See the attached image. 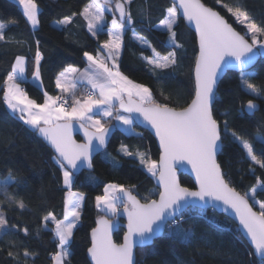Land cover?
<instances>
[{
    "label": "trees",
    "instance_id": "16d2710c",
    "mask_svg": "<svg viewBox=\"0 0 264 264\" xmlns=\"http://www.w3.org/2000/svg\"><path fill=\"white\" fill-rule=\"evenodd\" d=\"M201 1L218 11L241 35L247 29L235 21L225 5L234 7L239 4L248 10L258 24L264 22V0ZM90 2L36 0L40 22L39 27L34 29L23 15L18 0H0V22L7 25L5 41H0V178L4 180L11 171L21 181L10 184L8 194L17 200L22 199L26 205L24 209L18 208L5 200L3 191H0V210L7 220V225L0 229V264H54L52 257L59 251L52 231L55 227L51 222H45L44 217L51 213L57 220H63L68 197L62 172L53 160V152L37 137V132L13 114L4 102V82L16 58L23 56L28 79L20 85L29 99L43 104L47 98L45 93L60 97L57 79L62 72L68 68L82 70L88 66L85 52L94 57L106 56V49L103 52L98 49L110 40L107 35L110 22L97 37H93L88 31L87 22L79 15ZM112 3H116V0H112ZM172 5L168 0H133L130 7L134 23L130 27L151 48L138 43L133 31H126L118 65L120 72L128 79L149 88L157 103L179 110L186 107L194 95L198 45L195 34L182 20L174 28L177 42L182 45L179 48L174 49L168 43L167 33L155 27ZM74 13L76 15L73 16ZM66 16H73V23L63 28L55 27L56 21ZM107 18L108 21L112 19L109 15ZM152 48L163 56L175 51L177 65L156 69L154 73L145 62V58L154 56ZM37 52L42 57L41 86L32 79ZM245 73H250V82L262 95L256 96L242 84L241 73L229 71L217 88L213 111L218 121L226 119L232 130L252 142L258 158L264 160V155H260L262 147L256 142L257 137L264 136V56H260L257 65ZM80 97L85 98L84 88L72 96L70 105L73 99ZM249 100L259 104V111L253 116L245 112ZM113 111L117 115L118 109ZM104 124L107 127L116 125L113 118L105 120ZM134 128L137 134L125 133L117 127L107 151L94 159L93 170L75 175L72 190L85 198L80 224L74 230L69 245H66L70 255L65 264H91L87 251L91 247V233L98 219L105 216L97 207L96 197L103 196L108 185L123 186L143 203L158 197L151 196L157 190L155 178L148 175L137 158L120 152L123 145L130 152L139 151L158 162L160 152L155 139L136 125ZM218 163L230 187L241 195L255 187L256 200L264 202V189L257 186V177L264 181V169L258 164L254 165L230 135H222ZM253 167L254 172L251 170ZM180 181L183 187L195 189L189 177L180 176ZM2 188L3 185L0 186ZM250 203L253 202L250 200ZM254 209L258 211L259 206L254 204ZM25 228L28 230L27 236L23 231ZM179 228L192 232L190 243L169 236L166 230L164 236L151 247L137 251L136 264H264L254 256L237 226L212 210L201 212L196 209L183 214ZM124 234L123 229L116 233L117 244H121ZM25 249L34 255L24 257ZM9 250L13 252L15 260L7 256Z\"/></svg>",
    "mask_w": 264,
    "mask_h": 264
},
{
    "label": "snow or ice",
    "instance_id": "6c2138e0",
    "mask_svg": "<svg viewBox=\"0 0 264 264\" xmlns=\"http://www.w3.org/2000/svg\"><path fill=\"white\" fill-rule=\"evenodd\" d=\"M111 2L112 0H103V3L101 0H91V3L85 5L79 13L87 21L88 30L93 36L104 30L102 24L104 7ZM219 2L220 0H217V3ZM18 3L23 6V15L35 29L40 22L36 0H18ZM132 3L133 0H116L111 27L107 30V35L112 39L98 49L99 52L106 49V56L98 58L87 52L84 53L88 61L101 70H94L89 77L88 83L97 91L90 93L86 100L81 102L73 99L72 104L66 108L64 104L67 100L57 103L60 97L47 96L46 93L47 98L43 104H37L35 100L28 99L20 86V81L25 78V58L20 56L16 58L12 71L4 82L6 85L4 102L13 113L19 112V119L30 125L54 147L56 155L53 160L62 172L63 184L67 189H71L75 174L81 167L85 165L91 167L93 152L106 145L110 129L101 120L104 117H111L114 109L122 110V113H138L159 137L163 150L159 165L157 161L146 158L144 153L130 152L122 145L121 150L125 155H136L140 163L146 166L147 171L152 176L158 177L162 190L158 193V200H146L141 203L123 186L110 184L104 190L105 195L96 197L97 207L103 205L105 217L100 218L97 221V227L92 230L91 247L87 250L94 264H134V248L149 245L165 229L168 230L169 236L183 240L186 244L190 243L191 234L179 228L182 216L178 214L196 209L203 212L210 202H221L234 211L239 224L250 237L255 253L264 260V202L256 200L255 187L241 195L226 182L220 164L217 162V154L222 150V135H230L233 141L245 150L246 157L254 165L258 164L261 169H264V160L258 158L252 142L232 130L226 119L222 122L218 121L213 111L214 90L219 75L223 67H227L233 61L241 69L242 84L256 96L262 95L256 85L250 82V73H245L244 69L258 56H264V22L258 24L249 15L248 10L239 4L234 7L225 5L235 21L247 29L245 34L241 35L219 12L207 7L201 3V0H174L173 5L166 9L164 18L155 27L166 31L168 41L174 49L182 47L177 42V33L174 30L181 19L194 24L199 36V55L195 60L194 68V95L186 107L177 110L176 107L157 103L149 88L128 79L120 72L119 65L116 63L122 50L125 32L133 31V36L136 38L135 30L130 27L134 23L130 7ZM116 13L119 19L115 18ZM73 16H66L56 23L67 27L73 23ZM6 30L7 25L0 22V41H5ZM38 44L39 41H37ZM147 46L151 48L150 44ZM152 52L154 57L145 59L147 64L152 66L151 70L154 73L156 69H168L177 65L175 51L169 52L166 56H161L155 48H152ZM41 59L40 53L37 52L33 73L36 80L40 78ZM106 60H111L112 67L106 63ZM67 71L75 73L77 69L70 68ZM63 75L64 73H61V76ZM57 87H61L59 79ZM135 98H138L139 102ZM21 104L24 107H20ZM36 109L38 111H35ZM93 109L96 111L93 112ZM247 109L254 113L257 105L249 100ZM122 113L118 111L115 119L135 131L134 118ZM72 120L81 122L80 128L84 129L86 143L80 144L73 139ZM60 121L65 122L60 123ZM88 128L94 131H88ZM256 142L262 147L260 155H264V136L257 137ZM184 162L190 164L195 172L199 185L198 191L182 187L177 178V167L183 166ZM251 170L254 172L255 167ZM20 182L9 171L0 191H3L5 200L24 209L26 205L22 199L17 200L8 194L9 185ZM257 186L264 189V181H261L259 177H257ZM116 192L121 195H115ZM250 199L253 203L249 202ZM82 200V195L69 191L64 219L57 220L51 213L44 217L45 222L49 220L55 222V228L52 231L55 233L59 249L52 257L55 264H65V258L70 255L66 245H69L73 229L80 220ZM254 204L259 205L258 211L253 210ZM109 215L112 217L126 215L127 217V232L121 244H117L112 239V232L117 225L112 219L106 218ZM6 225L7 220L3 211L0 210V229ZM170 225L176 227L173 228ZM23 231L27 236L28 230L25 228ZM32 255L34 254L27 249L23 251L24 257ZM7 256L15 260L11 250L7 252Z\"/></svg>",
    "mask_w": 264,
    "mask_h": 264
},
{
    "label": "water",
    "instance_id": "95a60500",
    "mask_svg": "<svg viewBox=\"0 0 264 264\" xmlns=\"http://www.w3.org/2000/svg\"><path fill=\"white\" fill-rule=\"evenodd\" d=\"M170 2H174V0H168ZM201 3H203L201 1ZM204 4V3H203ZM208 7V6H207ZM216 11V10H215ZM218 12V11H217ZM221 15V14H220ZM222 16V15H221ZM185 25L195 34L196 36V41H197V45H198V55H199V36H198V33L196 32V29H195V26L194 24H189L186 20H183L181 19ZM197 55V57H198ZM260 59V56H258L255 61L248 65L244 71L247 72V71H250L251 69H253L258 61ZM229 71H232V72H237V73H241V69L239 67V65L233 61L232 64L228 65L227 67H223V71L220 73L219 75V78H218V81H217V85H216V88H215V99L213 101V106H214V103L216 101V94H217V88L221 82V80L223 79V77L225 76V74ZM194 82H195V73H194ZM139 102V101H137ZM256 105H257V109L253 112H249V110L247 109V106L245 108V112L247 115L249 116H253L256 112L259 111V104L257 102H254ZM122 113V110H118ZM123 115H127V116H130L132 118H134L133 120V123L134 125H136L137 127H139L140 129H142L143 131H146L148 132L156 141V144H157V147L159 149V152H160V156H159V159H158V165H159V161H160V158L163 154V150L160 146V141H159V137L155 134V130L151 128L150 125L147 124V122H145L143 120V117L140 116L138 113H122ZM60 123H64V122H60ZM80 121H71V124H72V137L73 139L77 142V143H80V144H84L87 142V138L85 137L84 135V129H81L80 128ZM87 127V126H86ZM117 124L116 125H113V126H110V127H107L110 129V133H109V136L107 138V142H106V145L103 147V148H99L98 150L94 151L93 154H92V161H91V167H88L87 165L83 166L80 168V170L78 172H76L75 175H78V174H81L83 172H91L93 170V161L95 158H97L98 156H101V154H103L105 151H107L108 147H109V144H110V141L113 137V135L115 134V131L117 129ZM88 131H94V129L92 128H88ZM37 137L53 152L54 156L56 155V152H55V149L54 147L51 146V144L45 140L42 136H40L38 133H37ZM95 143V141H94ZM221 152H219L217 154V162H218V157L220 155ZM176 175H177V178L181 184V181H180V176H186V177H189L193 183H194V186H195V189H190L192 191H198L199 190V185L196 181V175H195V172L192 170V166L190 164H188L187 162H184L183 166H180V167H177V172H176ZM154 185L156 187V189H158V191H161L162 190V187L161 185L159 184L158 182V177H156L154 179ZM182 186V185H181ZM183 187V186H182ZM137 198V197H136ZM138 199V198H137ZM159 199V196L155 199V200H158ZM139 200V199H138ZM250 202V201H249ZM143 203V202H141ZM215 205V207L213 206ZM204 210H212L214 211L215 213H217L218 215H221V216H224L228 219H230L238 228L239 232L241 233L242 237L244 238V240L248 243L249 247L251 248L254 256L258 259V260H262L261 257H259L256 253H255V250H254V246L252 245V242L250 240V237L248 236L246 230L243 228V226H241L239 224V219L238 217L235 215L234 211L230 208H227V206L223 205L221 202H210ZM254 211H256L255 209H253ZM186 211H183L181 214H178V215H183ZM102 218V217H101ZM108 218V217H106ZM100 219V218H99ZM98 219V220H99ZM110 219V218H108ZM114 221V223H116L117 227L114 229V231L112 232V239L113 241L115 242V235L116 233L120 230V229H123L125 231V234L127 232V217L126 215H119L117 217H115L114 219H112ZM96 227H97V223H96ZM165 231L166 229L164 230V232L158 234L153 240L152 242L145 246V247H136L134 248L133 250V261H134V264H136L137 262V251L139 249H144V248H148V247H151L154 242L158 239H160L161 237L164 236L165 234ZM124 234V236H125ZM124 236H123V239H124ZM123 239H122V242L123 243ZM88 258L91 262V264H94V262L91 260V257L89 256L88 254ZM264 261V260H262Z\"/></svg>",
    "mask_w": 264,
    "mask_h": 264
},
{
    "label": "rangeland",
    "instance_id": "374dc122",
    "mask_svg": "<svg viewBox=\"0 0 264 264\" xmlns=\"http://www.w3.org/2000/svg\"><path fill=\"white\" fill-rule=\"evenodd\" d=\"M91 3V2H90ZM101 3H103V0H101ZM106 7L108 8V9H111L110 11H109V16L111 17V18H113V13L115 12V3H112L111 2V4L110 5H106L104 8L106 9ZM39 8V7H38ZM21 9H22V11H23V6L21 5ZM38 16H39V11H38ZM115 18H117V19H119V16L117 15V13H116V17ZM112 20V19H111ZM111 20L110 21H108V18H107V16H106V14H105V12H104V21L102 22V24H103V29H104V27L106 26V24H107V22L109 23V25H110V27H111ZM87 22V21H86ZM30 23V22H29ZM31 25V24H30ZM55 25V27H57V28H62V26H60V25H58L57 23H55L54 24ZM39 27V25L36 27V28H38ZM159 30H161V29H159ZM89 31V30H88ZM162 31H165V30H162ZM166 32V31H165ZM89 33L92 35V33L89 31ZM100 33V32H99ZM98 33V34H99ZM97 34V35H98ZM97 35L96 36H93V37H97ZM109 38H110V40L112 39V37H110L109 36ZM138 43H140L141 45H143V46H145V47H148L147 45H148V43H145V41L144 40H142L141 38H139L138 36H136V38H134ZM168 43H169V41H168ZM170 44V43H169ZM122 51V50H121ZM120 56H121V52H120ZM120 56H119V59H120ZM161 56H163V55H161ZM96 57H101V55H97ZM154 57V56H153ZM152 57V58H153ZM119 59L116 61V63L117 62H119ZM145 62H146V59H145ZM106 63H108V65L110 66V67H112V62H111V60H106ZM147 63V62H146ZM90 67L88 68V73H92L93 74V72L92 71H97V68L96 69H94V67L93 66H95V65H92V64H90L89 65ZM150 66V65H149ZM150 67H152V66H150ZM27 68V65L25 64V69ZM27 71V70H26ZM91 71V72H90ZM67 73V72H66ZM64 74L63 76H59L58 77V79H59V81H60V84H61V87H57V88H59L60 90H61V92H63V90H64V87H67V88H70L71 86H72V83H73V81H76V79H77V76L75 75V74ZM34 77V76H33ZM57 79V80H58ZM90 90H92V89H89V88H87V89H84V92H85V98H78L77 100H80V101H84V100H86L87 99V95H88V92L90 91ZM6 91V90H5ZM68 91H70V90H68ZM79 91V90H78ZM77 91V92H78ZM65 92V91H64ZM76 92V93H77ZM74 96V95H73ZM84 99V100H83ZM135 99H137V101H138V98H135ZM65 100H67V103L66 104H64V107L66 106V107H69L70 106V100H72V97L71 96H67V95H62V96H60V101H57V103H63ZM20 107H24V105L23 104H21L20 105ZM115 114H113V116L111 117V118H113L114 119V122H115V124H117V126L120 128L121 127V123L119 122V121H117L116 119H115ZM103 123H104V121H103ZM121 129V128H120ZM135 129V128H134ZM34 130V129H33ZM122 130V129H121ZM131 134H137V131L135 130V131H133V133H131ZM121 153H124L122 150L120 151ZM131 157H135V158H137L138 159V161H139V158L136 156V155H132ZM146 157V156H145ZM147 158V157H146ZM113 161V160H112ZM140 162V161H139ZM141 164V163H140ZM141 166H142V168H144L146 171H147V168H146V166L145 165H143V164H141ZM147 173H148V175H150L152 178H156V177H154V176H152L151 175V173L150 172H148L147 171ZM3 179H1L0 178V186H2L3 185V181H2ZM72 186H73V184H72ZM68 190V192L69 191H71V192H73V190H72V187H71V189H67ZM74 193H76V192H74ZM158 193H159V191H158V189L157 190H155V191H153L152 192V194H151V196H158ZM76 194H78V193H76ZM78 195H81V194H78ZM105 195V194H104ZM115 195H117V196H119V195H121L119 192H116L115 193ZM83 196V195H82ZM84 196H83V200H82V202H81V208H80V219H81V215H82V208H83V203H84ZM251 200V199H250ZM252 201V200H251ZM253 202V201H252ZM258 205V204H257ZM259 206V205H258ZM99 208V210L101 211V213H103L104 215H105V212L102 210L103 209V205H101L100 207H98ZM105 217V216H104ZM108 218H114V217H112V216H108ZM47 222H51L53 225H54V227H55V222H53V221H51V220H49V221H47ZM79 224H80V220H79V222L77 223V225H76V227L74 228V229H76L78 226H79ZM171 226V225H170ZM73 229V230H74ZM184 232H186V233H190L191 235H192V232L190 231V230H186V229H183V228H181ZM167 230V229H166ZM66 259H67V257L65 258V261H66Z\"/></svg>",
    "mask_w": 264,
    "mask_h": 264
},
{
    "label": "crops",
    "instance_id": "0c3cea01",
    "mask_svg": "<svg viewBox=\"0 0 264 264\" xmlns=\"http://www.w3.org/2000/svg\"><path fill=\"white\" fill-rule=\"evenodd\" d=\"M109 8V7H108ZM107 7H106V9L104 8V12H105V14H106V16L108 17V15H109V9H108ZM113 19V18H112ZM62 28H63V26H62ZM36 29V28H35ZM102 56V55H101ZM25 64H26V61H25ZM91 64V62L89 61V64H88V66L86 67V68H84V69H82V70H80V69H77V71L75 72V73H73V72H71V71H67L68 69H70V68H68L67 70H65L64 72H62V73H66V74H75L76 76H77V79H76V81H73V83H72V86L70 87V88H67V87H64V90H63V92H61V90L59 89V88H57L58 89V91L60 92V96H62V95H67V96H73V95H75L76 94V92L78 91V90H80L81 88H84V89H87V88H89V89H92L94 92H96L97 90L96 89H93L92 88V86H91V84L90 83H88V79H89V77H91L92 76V73H88V68L90 67L89 65ZM117 64H118V62H117ZM94 67V69H96V66H93ZM87 70V71H86ZM97 71H101V70H99V69H97ZM91 72V71H90ZM93 72V71H92ZM59 76H61V74L59 75ZM24 80L23 81H20V83L21 82H24V81H26L28 78H27V71H26V69H25V73H24ZM33 79V81L34 82H36L39 86H41V83H40V81L39 80H36V79H34V77L32 78ZM21 86V85H20ZM22 88V87H21ZM65 89H67V91H65ZM68 90H70V91H68ZM65 91V92H64ZM29 99V98H28ZM46 100V99H45ZM82 102V101H81ZM11 112H12V110L11 109H9ZM35 111H38V109H36ZM96 110L95 109H93V112H95ZM13 113V112H12ZM13 114H16V115H18V116H20V113L19 112H16V113H13ZM113 114H114V111H113ZM113 116V115H112ZM111 116V117H112ZM25 117H27V113H25ZM111 117H104L102 120H101V122L103 123V121H105V120H107V119H110ZM23 121V120H22ZM72 121H77V120H72ZM60 122H65V121H60ZM121 123V122H120ZM27 125V124H26ZM121 125V129H122V131L123 132H125V133H133V131L131 130V129H129L128 128V126H126V125H124V124H120ZM29 128H31L32 130H33V128L30 126V125H27ZM133 128H134V124H133ZM66 188V187H65ZM67 189V188H66ZM75 230V229H74ZM74 230H73V232H74ZM54 264H55V261H54Z\"/></svg>",
    "mask_w": 264,
    "mask_h": 264
},
{
    "label": "built area",
    "instance_id": "2783aa9c",
    "mask_svg": "<svg viewBox=\"0 0 264 264\" xmlns=\"http://www.w3.org/2000/svg\"><path fill=\"white\" fill-rule=\"evenodd\" d=\"M90 93H95V92H94L93 90H90V91L88 92V95H89ZM88 95H87V96H88ZM59 101H60V100H59ZM65 107H66V106H65ZM66 108H68V107H66ZM190 212H191V211H186L185 213H190ZM185 213H184V214H185ZM181 216H182V215H181Z\"/></svg>",
    "mask_w": 264,
    "mask_h": 264
},
{
    "label": "flooded vegetation",
    "instance_id": "af4514ba",
    "mask_svg": "<svg viewBox=\"0 0 264 264\" xmlns=\"http://www.w3.org/2000/svg\"><path fill=\"white\" fill-rule=\"evenodd\" d=\"M107 127V126H106Z\"/></svg>",
    "mask_w": 264,
    "mask_h": 264
}]
</instances>
